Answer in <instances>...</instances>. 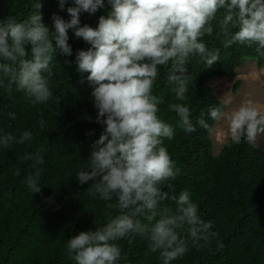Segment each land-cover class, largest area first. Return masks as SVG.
Instances as JSON below:
<instances>
[{"label":"clouds","instance_id":"9594fccd","mask_svg":"<svg viewBox=\"0 0 264 264\" xmlns=\"http://www.w3.org/2000/svg\"><path fill=\"white\" fill-rule=\"evenodd\" d=\"M43 3L32 0L34 11L23 21L0 19V88L23 93L34 105L47 103L53 98L50 80L57 53L73 54L69 30L88 44L86 50H77L74 61L64 64L75 63L77 72L88 73L96 115L94 121L86 118L101 125L102 132L90 146L87 168L75 179L89 185L90 197L115 201L106 205L115 215L108 213L101 227L67 241L66 258L73 264H118L126 259L119 241L131 243L136 236L147 242L149 254H159L163 264L182 258L190 245L206 246L217 233L211 231L212 222L199 215L191 193L169 196L163 190L173 187L180 169L164 146L175 128L160 117L165 100L154 94V86L162 75L171 86L178 102L167 107L178 117L177 127L189 134L197 125L212 130L203 114L194 125L187 106L190 57L198 55L205 68L213 67L220 49L209 50L204 42L213 36L225 49L255 46L264 55V0H107L110 10L95 28L81 25L80 14H96L105 0H72L74 6L66 9L68 0H58L70 18L53 14L51 28L43 22ZM9 116L15 118L14 113ZM208 117L221 127L223 141L258 146L264 137V102L245 98L233 105L228 100L211 107ZM38 123L45 127L43 119ZM32 139L31 131L17 137L0 130V151ZM41 151L23 157L35 162L24 181L31 194L41 191ZM15 175H20L19 168ZM169 199L174 209L162 204Z\"/></svg>","mask_w":264,"mask_h":264},{"label":"trees","instance_id":"16d2710c","mask_svg":"<svg viewBox=\"0 0 264 264\" xmlns=\"http://www.w3.org/2000/svg\"><path fill=\"white\" fill-rule=\"evenodd\" d=\"M70 6H74L72 0L65 9ZM109 10L105 0V7L96 14L81 13L80 23L95 28L99 17ZM33 11L32 0H0V19L12 17L19 22ZM41 11L43 22L50 28L53 14L70 18L66 10H60L58 0H44ZM68 35L73 54L57 53L50 80L53 98L47 103L34 105L23 93L9 94L0 88V130L17 137L25 130L33 133L30 142L0 151V264H73L65 256L67 241L81 231L101 227L108 213L115 215V210L106 207L115 201L90 197L89 185H80L75 179L78 171L87 168L90 146L98 139L102 126L86 118L91 116L94 121L96 115L88 73L77 72L75 63L64 64L65 60L74 61L77 50L90 46L75 38L72 30ZM204 42L209 50L220 49V59L213 67L205 68L198 55L190 57L188 75L192 79L187 106L194 125L203 114L212 129L215 122L208 111L222 101L208 81L234 77L235 69L246 59H255L261 66L264 55H259L255 46L225 49L214 36L205 37ZM240 83L237 80L233 90ZM154 94L165 100L160 117L175 128L173 139L164 140V146L180 169L177 179L171 182L173 187L163 186V190L169 196L189 191L199 206V215L211 221V231L217 233L206 246L190 245L189 251L171 264H264V149L227 141L214 153L211 130L197 125V131L189 134L176 126L178 117L167 105L178 101L163 75L154 86ZM41 119L45 122L43 128L38 123ZM41 149V191L31 194L24 181L34 171L35 162L23 157ZM17 168L19 176L15 175ZM162 204L175 208L171 199ZM119 244L126 259L118 264H163L158 253H148L147 242L139 236L131 243L125 239Z\"/></svg>","mask_w":264,"mask_h":264},{"label":"rangeland","instance_id":"374dc122","mask_svg":"<svg viewBox=\"0 0 264 264\" xmlns=\"http://www.w3.org/2000/svg\"><path fill=\"white\" fill-rule=\"evenodd\" d=\"M235 71L232 78L215 77L208 81L217 98L222 102L232 100L233 105L245 98L264 102V64L258 66L256 60L250 58L243 61ZM237 80L241 83L236 90H233ZM220 132L221 127L215 123L210 132L214 153H218L227 143L223 141ZM256 147L264 149V137L259 140Z\"/></svg>","mask_w":264,"mask_h":264}]
</instances>
